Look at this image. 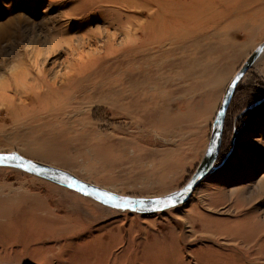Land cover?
<instances>
[{"label": "rangeland", "instance_id": "374dc122", "mask_svg": "<svg viewBox=\"0 0 264 264\" xmlns=\"http://www.w3.org/2000/svg\"><path fill=\"white\" fill-rule=\"evenodd\" d=\"M261 40L264 0H0V153L106 189L78 170L93 162L96 178L126 182L106 189L122 196L172 193ZM150 83L158 90L142 92ZM263 95L264 60L228 102L216 164L235 131L226 162L159 211L0 166V264H264V101L245 110Z\"/></svg>", "mask_w": 264, "mask_h": 264}, {"label": "water", "instance_id": "95a60500", "mask_svg": "<svg viewBox=\"0 0 264 264\" xmlns=\"http://www.w3.org/2000/svg\"><path fill=\"white\" fill-rule=\"evenodd\" d=\"M263 47L264 40L245 58L233 78L228 83L220 106L218 108L215 120L213 122L210 139L200 164L197 166L195 172L193 173L189 181L184 184L180 189L172 193L158 197L122 196L106 189L97 187L91 183L85 182L77 178L76 176L70 174L69 172H66L56 167H52L50 165L35 162L16 153H0V157H18V159H0V166H10L19 168L28 173L35 174L37 176L46 178L55 183L71 188L86 196H90L102 203L123 209H129L136 212L145 213L159 211L164 209L165 207H171L183 203L186 201V199L192 192L194 186L198 182H200L204 177L211 174L214 170L222 166L230 156L234 146L236 134L235 131L231 139V146L228 153L219 163L214 164L221 145L224 118L228 102L231 96L233 95L238 82L244 76L245 72L251 66H253L254 62L259 57ZM263 101L264 95L252 105L248 106L245 110L247 111L248 109H252L258 106ZM20 165H23V167H21ZM36 169H39V171H37ZM169 197H171V199L174 201V205H168L166 203Z\"/></svg>", "mask_w": 264, "mask_h": 264}, {"label": "bare ground", "instance_id": "6f19581e", "mask_svg": "<svg viewBox=\"0 0 264 264\" xmlns=\"http://www.w3.org/2000/svg\"><path fill=\"white\" fill-rule=\"evenodd\" d=\"M129 32H131V30L129 29ZM129 32L128 31H126V33H127V35H129ZM261 43V42H260ZM260 43H258V44H256V45H254V47H253V49L255 48V47H257ZM252 47V46H251ZM250 47V48H251ZM252 49V50H253ZM248 50V49H247ZM247 50H244V52L242 53V56H243V58H246L249 54H248V52H247ZM251 50V51H252ZM251 51L249 52V53H251ZM264 60V47L262 48V51H261V53H260V55H259V57L257 58V60L254 62V64L256 63V62H261V61H263ZM245 60V59H244ZM243 60V61H244ZM242 61V62H243ZM242 64V63H241ZM253 64V65H254ZM236 71L237 70H234L233 72H232V74H230V76L228 77V79H227V84H226V87H227V85H228V83L230 82V80L233 78V76L235 75V73H236ZM241 80V79H240ZM240 82V81H239ZM238 82V83H239ZM238 85V84H237ZM119 87V85L117 86V88ZM226 87L224 88V92H223V94H222V97H223V95H224V93H225V90H226ZM237 87V86H236ZM117 88H115V87H113L112 89H111V92H110V97L111 98H113V100H118V98L116 97V95L117 94H119V93H122V94H124L125 93V91L124 90H120V89H117ZM158 88H159V86H157V84L156 83H153V84H149L148 85V88L145 90V89H141L142 90V92H149V91H157L158 90ZM107 95H109L108 93H106L105 95H101L100 96V98H101V100H105L106 98H107ZM222 97H221V100H222ZM117 98V99H116ZM221 100H220V103H221ZM220 103L218 104V108H219V106H220ZM218 108H217V111H218ZM217 111H216V113H215V116H216V114H217ZM225 115H226V113H225ZM79 130V129H78ZM98 136H99V133L97 134ZM209 139H210V136H209V138H207L206 139V141L204 142V145H203V148H202V155L199 157V161L200 160H202V156H204V153H205V150H206V148H207V145H208V142H209ZM219 150H220V148H219ZM218 153H219V151H218ZM217 157H218V155H217ZM216 160H217V158H216ZM216 160H215V162H214V164H216ZM198 161V162H199ZM201 162V161H200ZM146 166H148V167H150V168H153L154 166H155V163H154V161L152 160H149V161H146L145 163H144ZM200 164V163H199ZM46 165V164H45ZM60 169V168H59ZM102 169H104L103 167H101V168H99V169H97V167L96 166H94V163L92 162V163H84L78 170L80 171V172H82L83 173V175H84V178H86V179H90V180H93V179H96L95 181H97V183H100V184H102V185H104V187L106 188V189H108V190H111V191H121V190H125V188H126V186H125V184H126V182H123V181H113V182H107V179L105 180V179H103V181H102V179H99V178H96L97 176H99V172H98V170H100L101 171V173H102ZM184 169V168H183ZM62 170V169H61ZM196 170V169H195ZM26 172V171H25ZM67 172V171H66ZM183 172H184V170H183ZM28 173V172H27ZM100 173V174H101ZM29 174H31V173H29ZM175 174V173H174ZM32 175H35V174H32ZM210 175V174H209ZM37 176V175H36ZM208 176V175H207ZM206 176V177H207ZM38 177H40V176H38ZM192 177V176H191ZM206 177H204L203 179H205ZM202 179V180H203ZM154 180H156V181H158V178H156V179H153V178H148V177H146V178H142V182L144 183V184H147V185H149V184H151V182L152 181H154ZM201 180V181H202ZM200 181V182H201ZM200 182H198L195 186H194V188H193V190H192V192L190 193V195L188 196V198L186 199V200H188L189 198H190V196L194 193V191H195V189H196V187H197V185L198 184H200ZM187 183V182H186ZM142 184V183H141ZM64 187H66V186H64ZM66 188H68V187H66ZM71 189V188H70ZM180 189V188H179ZM73 190V189H72ZM75 191V190H74ZM77 192V191H76ZM79 193V192H78ZM170 192L168 191V192H165L164 194H160V195H158V196H164V195H166V194H169ZM79 194H81V193H79ZM82 195H84V194H82ZM84 196H86V195H84ZM86 197H88V198H90V199H93V200H95V201H97V202H100V201H98V200H96V199H94V198H92V197H90V196H86ZM102 203V202H101ZM184 203V202H183ZM179 205V204H178ZM115 207V206H114ZM132 211V210H131ZM136 212V211H135ZM33 239H31V238H27V241H26V244H28L29 245V242H31ZM31 255V254H30ZM30 259L28 258V260H26V261H29ZM34 261V260H33Z\"/></svg>", "mask_w": 264, "mask_h": 264}, {"label": "snow or ice", "instance_id": "6c2138e0", "mask_svg": "<svg viewBox=\"0 0 264 264\" xmlns=\"http://www.w3.org/2000/svg\"><path fill=\"white\" fill-rule=\"evenodd\" d=\"M8 158H11V159H18V157H15V156H12V157H0V159H8ZM21 167H23V165H20ZM37 171H39V169H36ZM106 195V194H105ZM166 203L168 205H174V201L171 199V197H169L166 201Z\"/></svg>", "mask_w": 264, "mask_h": 264}, {"label": "crops", "instance_id": "0c3cea01", "mask_svg": "<svg viewBox=\"0 0 264 264\" xmlns=\"http://www.w3.org/2000/svg\"><path fill=\"white\" fill-rule=\"evenodd\" d=\"M262 41H263V40H261V41H259V42H262ZM259 42H256V43H251V45H250V46H252V47H253L254 45L258 44ZM255 48H256V47H255ZM255 48H254V49H255ZM254 49H253V50H254ZM253 50H252V51H253ZM252 51H251V52H252ZM248 54H250V53H248Z\"/></svg>", "mask_w": 264, "mask_h": 264}]
</instances>
